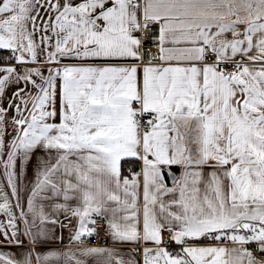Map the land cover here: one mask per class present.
Listing matches in <instances>:
<instances>
[{"label":"snow or ice","instance_id":"6c2138e0","mask_svg":"<svg viewBox=\"0 0 264 264\" xmlns=\"http://www.w3.org/2000/svg\"><path fill=\"white\" fill-rule=\"evenodd\" d=\"M0 49V264H264V0H0Z\"/></svg>","mask_w":264,"mask_h":264},{"label":"crops","instance_id":"0c3cea01","mask_svg":"<svg viewBox=\"0 0 264 264\" xmlns=\"http://www.w3.org/2000/svg\"><path fill=\"white\" fill-rule=\"evenodd\" d=\"M11 55L9 50H2L0 49V64H3L5 62V57ZM11 91V88L9 89ZM136 170H139L138 168ZM29 177H31V171L29 170L28 173ZM0 184H3L6 188V180L3 176V168L0 167ZM0 219H3V217H0ZM63 219V216H61V220ZM54 232L56 236H63V242L61 243L59 240H54L50 244L45 246H37L38 248H42L43 250H47L49 248H61L68 244V236H69V229L68 228H61L59 225H55ZM27 243V242H26ZM207 243V242H205ZM107 246L116 247L121 250L122 253L125 254H131L136 256L138 259H140V264H142V257L139 252H132L133 249L137 248L136 244L133 243H124V244H113L111 238L109 237V243L105 244ZM139 247H143V244H141ZM15 251V249H13Z\"/></svg>","mask_w":264,"mask_h":264},{"label":"built area","instance_id":"2783aa9c","mask_svg":"<svg viewBox=\"0 0 264 264\" xmlns=\"http://www.w3.org/2000/svg\"><path fill=\"white\" fill-rule=\"evenodd\" d=\"M146 47H153V45L151 43H148V44H146ZM64 223H68V222L64 221ZM65 228H67V227H65ZM103 236H104V234H103V232H101V236L100 237H96V236L91 237L90 238V243L92 245H97V244L105 245V244H108L109 243V237L106 238V239H102Z\"/></svg>","mask_w":264,"mask_h":264}]
</instances>
